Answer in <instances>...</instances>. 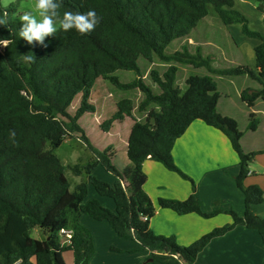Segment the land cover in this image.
<instances>
[{"label": "trees", "instance_id": "obj_1", "mask_svg": "<svg viewBox=\"0 0 264 264\" xmlns=\"http://www.w3.org/2000/svg\"><path fill=\"white\" fill-rule=\"evenodd\" d=\"M90 9L102 17L93 32L81 36L74 29L61 31L47 37V47H41L28 45L18 36L21 22L14 18L15 6L4 8L0 4V16L6 12L9 20L7 26L0 25V39L9 41L7 47L0 44V264H63L61 256L66 251L72 252L73 264H88L94 242L90 231L79 223L81 214L105 221L120 238L135 241L150 253L152 261L162 264L194 263L210 240L235 226L257 231L264 250V217L252 211V206L264 201V193L257 185L244 186L249 165L260 152L244 153L236 121L218 113V84L213 76H247L257 81L262 88L244 89L240 99L248 108L258 100L264 103V35L248 31L234 0H62L60 13ZM208 17L217 18L224 26L242 23L245 34L260 40L254 49L255 73L247 65L213 69L210 59L199 53H167L173 42L190 39L197 25ZM27 53L34 54V61L23 59ZM140 60L147 65L156 60L190 63L212 75L189 74L181 89L175 85L176 66H169L162 76L153 70L150 76L159 89L155 93L144 82ZM118 71L133 72L136 77L122 83L115 75ZM98 78L116 89H136L142 94L138 110L144 113L143 119L133 116L131 99L120 98L115 113L100 124L107 132L114 122L126 117L133 120L126 157L136 171L141 173L142 164L151 159L190 184L186 199L159 198L158 207L204 219L226 214L230 224L214 228L188 246L179 245L174 236L151 230L149 223L156 208L150 197L143 190L126 194L123 177L111 162L110 148H94L78 123L83 114L96 110L89 99ZM78 95L79 106L70 114L68 108ZM197 120L220 131L238 158L240 171L235 183L244 196L242 216L217 208L202 212L194 181L173 160L176 140ZM257 126L258 120L250 113L249 130L255 131ZM10 131H15L14 138ZM75 134L91 152V159L86 165L72 167L73 174L84 175L85 180L70 190L64 166L53 150ZM97 165L115 176L113 185L92 175ZM88 185L97 195L111 198L115 210L102 207L96 199L84 202ZM34 229L40 231L42 239L31 236ZM60 229L73 232L67 246L59 244Z\"/></svg>", "mask_w": 264, "mask_h": 264}, {"label": "crops", "instance_id": "obj_2", "mask_svg": "<svg viewBox=\"0 0 264 264\" xmlns=\"http://www.w3.org/2000/svg\"><path fill=\"white\" fill-rule=\"evenodd\" d=\"M188 40L191 41V38ZM213 46L218 50L215 42H213ZM225 58H229L227 64L230 65V68L244 65L243 56L237 50V46L236 52L230 57L225 56ZM211 62L212 59H210V65ZM248 67L255 73V58L254 61L248 62ZM200 75L212 74L208 72ZM213 76L218 84L219 101L217 111L220 115L234 119L239 128V119L232 113L236 110L240 117L244 115V119L241 120L244 121L245 125L247 124V130H249L250 113H253L259 119L257 129L255 131L249 130L250 134H246V131H241L239 128L242 133L240 146L244 153L260 152L250 164L253 165V169H250L249 166V173L244 180V186L257 185L264 193V103L258 100L252 108L246 109V104L240 99V94L244 89L259 90L262 85L247 76ZM114 105L116 111V101H114ZM98 123L101 124L102 121L98 120ZM133 123L131 118L126 117L121 122H114L109 131L103 132L107 138L114 140L116 138L115 141L118 139L122 140L121 149L125 155ZM118 131H120V135H116ZM257 133H260V136H257ZM87 137L89 138L88 135ZM115 141H109L105 147L97 150L102 151L107 147L110 148L109 152L112 154L111 162L123 177V186L127 195L131 196L139 190H143L150 197L156 212L149 224L155 234L174 236L179 245L188 246L214 228L231 223L230 217L226 214H219L213 218L204 219L195 214L177 215L170 210L159 208L157 205L159 198L186 199L190 194L189 182L175 173L167 171L160 163L151 159L146 160L142 164L141 173L136 171L129 160L127 163L122 161L121 166L117 165L119 151ZM172 155L176 166L194 181L195 192L202 212L211 213L217 208L223 211L232 210L239 216L243 215L244 196L235 183V177L240 171L239 161L228 139L220 131L205 125L202 121H194L189 125L185 133L176 140ZM98 178L107 183H112L111 180L104 178L102 175H98ZM97 201L108 210H115V205L110 200L99 198ZM217 203L218 207H216ZM258 205L260 206H252V211L257 216L264 217V201ZM79 223L92 233L94 253L95 234L103 232L121 250L135 253L134 257L138 261H142L148 256L150 257V253L140 249L135 241L120 238L105 221H95L89 216L80 215ZM61 258L63 264H73L72 252L66 251L62 253ZM102 260L100 258V264H104ZM149 260L151 259L149 258ZM149 260L148 262H152V260ZM88 264H90V261ZM192 264H264V250L260 236L255 230L247 229L243 226H235L224 235L210 240L198 253Z\"/></svg>", "mask_w": 264, "mask_h": 264}, {"label": "rangeland", "instance_id": "obj_3", "mask_svg": "<svg viewBox=\"0 0 264 264\" xmlns=\"http://www.w3.org/2000/svg\"><path fill=\"white\" fill-rule=\"evenodd\" d=\"M30 3V0H0L2 7L7 8L10 5L15 6L16 13L14 18L18 19V15L28 10L27 5ZM235 8L240 12V14L246 19V27L249 32L258 33L264 35V14L260 10H264V3L258 4L254 0H234ZM260 8V9H259ZM244 25L242 23H233L227 26H224L217 18L208 17L204 21L200 22L196 29L191 35V41L182 40L173 42L168 48L167 53L173 54L175 52H187L189 55L194 56L199 53L202 58L212 59L211 67L214 69H228V59L225 56L230 57L237 50L243 56L244 65L248 66L249 61H254L250 59L251 55H254V49L260 44V40L254 36H249L243 31ZM218 46V50L212 47L213 42ZM236 45V46H235ZM225 58V61H224ZM227 61V62H226ZM252 63V62H251ZM143 75L144 82L150 86L155 93H159V89L156 84L153 83L152 77L150 76L151 71H156L159 76L167 70L169 66H176L178 72L175 78V85L181 89L185 88L184 80L189 74H207L208 71L204 67L195 69L190 63H181L176 61L162 62L156 60L153 65H147L142 60L139 62ZM237 67V66H233ZM115 75L120 79L122 83H128L135 79L136 75L133 72L118 71ZM264 84V78L261 79ZM120 98H129L133 101L135 109L133 110V116L136 119H143L144 113L138 110V105L142 101V94L134 90H119L104 82L101 78H98L91 90L90 93V103L96 107V112L85 113L79 119L80 125L86 130L87 135L90 138L92 146L96 149H102L109 141H115L112 138H107L106 135L100 128L98 120L102 122L108 119L113 112L115 111L114 101L119 100ZM80 95H78L69 106L68 111L70 114H74L75 110L79 106ZM248 107H246L247 109ZM245 109V107H244ZM245 109V110H246ZM233 115H236L239 119V128L241 131H246V134H250L247 130L246 125L243 120L244 115H241L236 110H234ZM244 114V113H243ZM257 119V118H256ZM246 120V119H245ZM259 121V119H257ZM238 128V129H239ZM249 129V128H248ZM240 131V132H241ZM120 131L116 135L119 134ZM78 134L65 140L60 147L53 150V154L60 159L64 166V173L70 183V190L79 184L81 181L85 180V176H75L72 172V167L74 165H86L91 159V152L82 144L77 138ZM249 136V135H248ZM251 136V135H250ZM257 136H260V133H257ZM122 140L118 139L115 141L118 147V156H117V165L122 164L123 162H128V159L121 149ZM250 169H253V165H249ZM92 175L98 178V175H102L104 178H107L112 181V183H107L113 185L116 181L115 176L112 173L107 172L101 165H97ZM104 198L106 200H113L109 197H99L93 187L88 185L87 194L84 202ZM114 203V202H113ZM101 205V204H100ZM102 206V205H101ZM260 206V205H256ZM103 207V206H102ZM218 207V203L216 205ZM105 208V207H104ZM107 209V208H106ZM81 216H88L86 214H81ZM92 234V233H91ZM31 236L35 239H42V235L38 229L31 231ZM93 237V235H92ZM133 252L121 250L118 248L114 241L110 239L109 236L103 232L95 234V253L90 264H100V258L104 261V264H162L159 261L148 262V258L138 261L134 257ZM181 263V262H180ZM184 264V263H183Z\"/></svg>", "mask_w": 264, "mask_h": 264}, {"label": "clouds", "instance_id": "obj_4", "mask_svg": "<svg viewBox=\"0 0 264 264\" xmlns=\"http://www.w3.org/2000/svg\"><path fill=\"white\" fill-rule=\"evenodd\" d=\"M28 10L18 15L21 27L18 36L26 41L28 45L47 47L45 40L47 37L56 36L58 32H68L75 30L81 36L89 35L99 25L102 17L95 10L86 12L64 11L61 15L62 0H30L27 5ZM9 23L7 13L0 16V25L7 26ZM0 44L7 47L8 40L0 39ZM34 54L23 55L25 61H34ZM254 55L250 59L254 60ZM15 131H10V136L14 138Z\"/></svg>", "mask_w": 264, "mask_h": 264}, {"label": "built area", "instance_id": "obj_5", "mask_svg": "<svg viewBox=\"0 0 264 264\" xmlns=\"http://www.w3.org/2000/svg\"><path fill=\"white\" fill-rule=\"evenodd\" d=\"M144 220H146V218H144ZM72 234L73 232L71 230L60 229L58 233L60 246H67L69 244Z\"/></svg>", "mask_w": 264, "mask_h": 264}, {"label": "water", "instance_id": "obj_6", "mask_svg": "<svg viewBox=\"0 0 264 264\" xmlns=\"http://www.w3.org/2000/svg\"><path fill=\"white\" fill-rule=\"evenodd\" d=\"M149 261H151V260H149Z\"/></svg>", "mask_w": 264, "mask_h": 264}]
</instances>
